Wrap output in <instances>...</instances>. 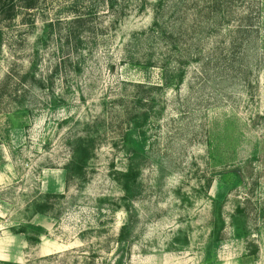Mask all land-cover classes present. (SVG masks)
I'll return each instance as SVG.
<instances>
[{"label": "rangeland", "instance_id": "374dc122", "mask_svg": "<svg viewBox=\"0 0 264 264\" xmlns=\"http://www.w3.org/2000/svg\"><path fill=\"white\" fill-rule=\"evenodd\" d=\"M118 1L117 19L101 0L0 14V264H264V0L215 29L202 9L174 44L151 34L171 0ZM80 136L93 154L67 177Z\"/></svg>", "mask_w": 264, "mask_h": 264}, {"label": "trees", "instance_id": "16d2710c", "mask_svg": "<svg viewBox=\"0 0 264 264\" xmlns=\"http://www.w3.org/2000/svg\"><path fill=\"white\" fill-rule=\"evenodd\" d=\"M17 0H0V14H4L5 18H12L14 15V8L16 5ZM24 1V7L27 9L34 8L37 4V0H23ZM121 1V0H120ZM101 3L106 6V12L111 11L114 13V19H117L119 17V14H117V8L120 6V8L123 9V6H121V3H119L118 0H101ZM201 3V4H199ZM203 4V5H202ZM202 5V6H201ZM168 9L171 11V15L169 17H159L157 16L154 19V22L152 24L151 28V34L159 36L161 39L167 40L170 42V44L173 43V38L176 36H182L187 31L192 32V29L194 27H197L201 20L198 18V12L202 11V9L207 10V15L205 17L206 23L210 24V27L220 28L223 23L229 24L230 22H233V17H229L230 12V0H171L170 5ZM193 10L194 18H193V25L192 21L191 23L188 21V10ZM92 7L86 11H83L81 9L74 8L73 14L71 17L66 21L65 23V39L69 40H79L84 33L87 32L88 28L86 27L90 20V14L93 12ZM202 17V16H201ZM167 22H166V19ZM249 18L248 16H243L239 19V21L236 23L235 29H230L231 34L230 35V43L229 48H233L237 44H240L242 46L243 39L240 38V33H250V29L252 26V23L247 21ZM185 33H183V31ZM234 37V38H233ZM236 44V45H235ZM151 60V59H150ZM150 61H148L149 64ZM161 67H164V70H166L165 65H162ZM165 80H169V77H166ZM136 86L142 87L145 86L144 83H136ZM141 101V99H139ZM93 147H94V140L92 137H77L74 139L72 146H71V153L69 156V160L64 166V169L66 171V176L70 177L74 174H83V167L86 165L88 159L93 154ZM133 150H136L133 148ZM233 176L239 181H242V174L239 172H232ZM139 174V169L137 166L133 165L132 163L128 165L127 169L121 173L123 176L122 181V188L126 194H129V191L133 188L135 189L137 184V177ZM131 191V192H132ZM235 211L237 214L243 215L245 212V209L241 207L240 205H237L235 207ZM37 212H44L43 209H38ZM39 237H36L34 240L39 241ZM4 264H19V263H13L10 261H5Z\"/></svg>", "mask_w": 264, "mask_h": 264}]
</instances>
